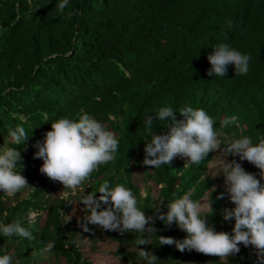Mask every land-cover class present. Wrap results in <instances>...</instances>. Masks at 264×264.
Listing matches in <instances>:
<instances>
[{"label":"trees","instance_id":"obj_1","mask_svg":"<svg viewBox=\"0 0 264 264\" xmlns=\"http://www.w3.org/2000/svg\"><path fill=\"white\" fill-rule=\"evenodd\" d=\"M58 2L0 0V146L21 151L23 169L16 170L31 186L13 197L0 191V225L17 222L32 233L31 239L0 233V255L10 254L12 264H93L80 245L86 237L93 249L104 238L117 243L113 254L124 264H146L138 247L153 252L157 264H256L252 245L240 244L238 254L223 259L159 245V236L186 237L175 223L159 219L143 246L136 245L134 231L121 235L90 224L86 233L79 224L86 215L82 198L105 182L131 189L141 210L155 217L156 208L166 213L175 197L191 191L192 199H201L225 180L223 173L208 174L213 152L199 164L177 157L158 168L142 163L151 139L145 115L153 116V134L169 130L156 118L160 107H172L177 119H183L179 110L186 105L204 109L216 122L223 150L241 135L253 143L264 137V0H69L63 12L55 8ZM218 43L251 56L246 75H236L232 64L223 78L207 74V57ZM81 109L116 134L118 152L81 190L54 196L56 182L40 172L43 160L34 158V145L43 142L52 122L78 120ZM232 116L239 127L220 126ZM17 126L29 135L25 145L17 146L9 135ZM242 167L264 184L255 165L244 160ZM215 189L208 223L231 234L235 220L226 221L224 210L235 205L227 192ZM74 201L81 217L76 227L67 219Z\"/></svg>","mask_w":264,"mask_h":264},{"label":"clouds","instance_id":"obj_2","mask_svg":"<svg viewBox=\"0 0 264 264\" xmlns=\"http://www.w3.org/2000/svg\"><path fill=\"white\" fill-rule=\"evenodd\" d=\"M69 0H59L55 8L63 12ZM212 53L207 57L211 68L208 75L225 77L228 65L235 66L236 75H246L249 72L251 56L243 54L227 43L212 46ZM172 107H160L156 118L163 122L169 130L166 133H152L153 116L146 114L142 123L148 130L151 139L145 141L143 164L158 168L170 162L177 156L187 158L193 164H199L210 152L218 148V134L214 119L202 108L184 106L179 110L183 119H177ZM78 120L62 117L51 123L43 142L37 140L34 147L38 149L34 158L43 160L40 172L54 182H60L64 189L75 192L81 188L90 175L102 164L112 162L118 152L119 140L116 134L106 125L81 109ZM170 118V120H169ZM237 123V117L232 116L221 122V127ZM12 142L25 145L29 135L23 127L17 126L9 133ZM224 156L218 161V171L215 176L223 173L230 200L235 205L233 209L224 210L226 221L235 220L232 233L217 232L209 225L208 217L213 214L211 193L216 189L207 190L201 199H192L191 191L175 197L168 202V211L164 213L156 208V216H147L138 206L137 197L131 189L122 184L111 185L103 183L98 192L90 193L82 198L86 215L79 226L84 232H91L89 225H95L104 231H116L121 235L136 232L137 246L149 245L145 233H156L153 226L155 219L167 225L175 223L186 233L182 240L173 237L159 236V245H175L184 252L195 250L205 255L218 256L221 259L238 254L240 244L245 247L252 245L256 250V264H264V184L256 175L247 172L240 162L226 157L239 156L240 161H248L260 170L264 178V137L257 143L249 136L230 140L224 147ZM21 151L7 145L0 146V191L8 197H13L29 186L25 176L18 172L17 166L23 165ZM34 188V187H33ZM99 193V197H97ZM219 198H223L221 194ZM106 206V207H105ZM210 213V215L208 214ZM34 214L30 213L29 223H34ZM0 233L12 237L18 235L32 238V233L20 223L13 222L0 225ZM52 247L48 246V250ZM138 257L146 264H157V256L143 247H138ZM0 264H12L10 254L0 255Z\"/></svg>","mask_w":264,"mask_h":264},{"label":"rangeland","instance_id":"obj_3","mask_svg":"<svg viewBox=\"0 0 264 264\" xmlns=\"http://www.w3.org/2000/svg\"><path fill=\"white\" fill-rule=\"evenodd\" d=\"M218 148L213 151V158L209 163V173L212 176H215L218 171V161H220L224 156V150L222 149L220 145L221 141V133H218ZM177 158H180L181 160H187V158L177 156ZM227 160H229V157H226ZM230 161V160H229ZM241 164L243 161L240 162ZM220 173L219 175H221ZM217 175V176H219ZM142 175L141 173H137L136 180H138L140 185H143L142 181ZM221 188L223 191L227 192V187L225 185V180L221 183H217L214 188ZM81 190V188H78ZM77 191V190H76ZM75 191V193H76ZM68 193L67 189H64V186L60 182H56L55 187L53 188L52 194L55 195H66ZM154 193H157V187L154 186ZM228 193V192H227ZM229 194V193H228ZM230 195V194H229ZM32 214L35 213L31 212ZM46 213L44 212L43 215ZM67 219L72 223L73 227H76L77 224L81 221L80 217V211L79 208L74 201L72 210L67 214ZM82 249L85 252V256L93 262V264H124V262L121 261L120 258L116 257L113 254V251L118 247V244L112 241H109L107 238H104L103 240L99 241L98 246L96 249H93L89 243V241L86 239V237L83 238V240L80 243ZM186 256V255H185ZM193 257H188V262L193 261Z\"/></svg>","mask_w":264,"mask_h":264}]
</instances>
